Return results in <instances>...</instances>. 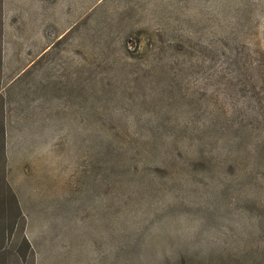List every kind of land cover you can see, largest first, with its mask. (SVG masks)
Here are the masks:
<instances>
[{"label":"rangeland","instance_id":"374dc122","mask_svg":"<svg viewBox=\"0 0 264 264\" xmlns=\"http://www.w3.org/2000/svg\"><path fill=\"white\" fill-rule=\"evenodd\" d=\"M263 225L264 0H0V264H264Z\"/></svg>","mask_w":264,"mask_h":264},{"label":"trees","instance_id":"16d2710c","mask_svg":"<svg viewBox=\"0 0 264 264\" xmlns=\"http://www.w3.org/2000/svg\"><path fill=\"white\" fill-rule=\"evenodd\" d=\"M264 226V225H263ZM264 228V227H263ZM252 262V261H251ZM251 264H253V263H251Z\"/></svg>","mask_w":264,"mask_h":264}]
</instances>
